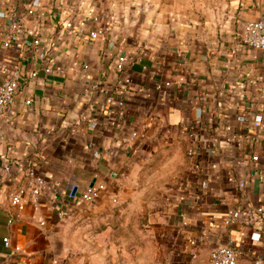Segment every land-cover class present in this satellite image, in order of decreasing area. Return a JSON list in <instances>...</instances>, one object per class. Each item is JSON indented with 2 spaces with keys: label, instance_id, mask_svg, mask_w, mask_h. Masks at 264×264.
<instances>
[{
  "label": "crops",
  "instance_id": "1",
  "mask_svg": "<svg viewBox=\"0 0 264 264\" xmlns=\"http://www.w3.org/2000/svg\"><path fill=\"white\" fill-rule=\"evenodd\" d=\"M199 5L0 0V85L20 72L0 120L12 163L0 172V264H210L231 242L238 264H264V223L249 213L264 207V50L242 37L264 0ZM14 20L20 39L6 46ZM29 168L46 182L15 213ZM93 180L106 188L81 200Z\"/></svg>",
  "mask_w": 264,
  "mask_h": 264
},
{
  "label": "built area",
  "instance_id": "2",
  "mask_svg": "<svg viewBox=\"0 0 264 264\" xmlns=\"http://www.w3.org/2000/svg\"><path fill=\"white\" fill-rule=\"evenodd\" d=\"M30 13L33 9L29 10ZM2 16L5 12L0 13ZM93 20L98 21L99 16H94ZM68 26H73V22L69 21ZM86 25V20L80 21L77 26V30L83 31V27ZM19 22L14 20L8 28L7 36L5 37L4 44L6 46H11L15 44L20 39ZM100 30L93 29L90 31L91 36L97 37ZM244 43L251 45L255 48L264 50V19H252L247 20L244 25V30L242 33ZM126 57L121 56L117 62V68L123 69L125 66ZM20 72L19 70H13L4 79L3 83L0 85V120L6 116V113L10 106H12L16 92L20 84ZM129 81V78L127 79ZM262 93L264 94V85L262 86ZM108 102H114L115 98L113 95H109L107 98ZM123 100H119L118 104L122 105ZM258 124V122H256ZM1 140V137H0ZM254 160H259L260 156L258 154L253 156ZM0 172L3 174H11L12 163L5 159L0 153ZM26 179L23 184H21L15 192L11 195V201L14 206L15 213H19L26 208L27 202H31L34 206L38 205L40 196L42 193V188L45 185V178L38 173L34 168H29L26 170ZM259 178L264 179V173L262 170L259 172ZM241 186L245 185L244 181L240 182ZM106 188L105 182H95L93 185H87L80 194V199L83 201L95 200L101 192ZM258 216L254 219L257 223H264V217L261 213L264 212V207L262 205L255 206L249 210L251 216L255 214ZM68 214L67 209H62L59 211L60 216H65ZM242 214V209L240 207L233 208L229 211L225 218L226 224L232 223L239 219ZM260 214V215H259ZM14 217L10 219L12 222ZM41 223H45V220H41ZM5 241L9 244L8 237H5ZM195 243V241H192ZM16 249H20L19 246ZM239 250L235 243L231 242L229 244H220L211 248L209 252V262L210 264H238ZM254 264H260V260H256Z\"/></svg>",
  "mask_w": 264,
  "mask_h": 264
},
{
  "label": "rangeland",
  "instance_id": "3",
  "mask_svg": "<svg viewBox=\"0 0 264 264\" xmlns=\"http://www.w3.org/2000/svg\"><path fill=\"white\" fill-rule=\"evenodd\" d=\"M192 1L200 4L199 6H209L210 3L211 4L215 3V0H192Z\"/></svg>",
  "mask_w": 264,
  "mask_h": 264
},
{
  "label": "water",
  "instance_id": "4",
  "mask_svg": "<svg viewBox=\"0 0 264 264\" xmlns=\"http://www.w3.org/2000/svg\"><path fill=\"white\" fill-rule=\"evenodd\" d=\"M95 183V180H93L92 182H91V185H93ZM75 192H76V187L73 189V194H75Z\"/></svg>",
  "mask_w": 264,
  "mask_h": 264
}]
</instances>
